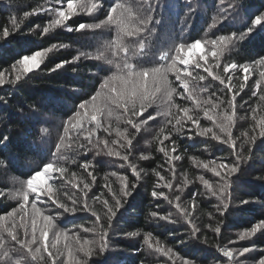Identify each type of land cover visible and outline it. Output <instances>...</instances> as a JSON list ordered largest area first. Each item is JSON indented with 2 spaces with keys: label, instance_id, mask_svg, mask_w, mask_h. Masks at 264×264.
Wrapping results in <instances>:
<instances>
[{
  "label": "trees",
  "instance_id": "obj_1",
  "mask_svg": "<svg viewBox=\"0 0 264 264\" xmlns=\"http://www.w3.org/2000/svg\"><path fill=\"white\" fill-rule=\"evenodd\" d=\"M69 2L74 9L67 8ZM116 4L124 9L109 21L110 6ZM122 16L132 19L122 25ZM259 16H264V0H0V138H7L0 139L4 249H20L4 229L23 240L21 225L30 224L33 215L31 197L21 212L17 194L32 170L52 162L66 170L49 181L54 198L69 208V197L75 198L77 211L65 212L47 197L37 206L53 217L52 233L67 232L72 244L94 242L88 264L260 261L264 229L240 239L264 224V65L257 62L264 58V20L254 24ZM222 35L229 39L220 41ZM197 41L201 52L184 65L178 56L186 59ZM181 44L186 47L178 51ZM37 52L39 65L26 71L19 61ZM243 65L247 72L238 70ZM178 69H187L179 72L183 82ZM97 93L100 111L91 121L93 104L79 105ZM225 114L233 116L234 147L221 142L228 137L217 123ZM86 129H95L92 143L84 139ZM234 153H240V164L231 173ZM114 197L122 201L118 209ZM85 200L89 211L83 210ZM105 200L116 210L114 217ZM101 227L108 233L103 251ZM9 256L0 257V264H51L48 258L32 260L26 249Z\"/></svg>",
  "mask_w": 264,
  "mask_h": 264
},
{
  "label": "snow or ice",
  "instance_id": "obj_2",
  "mask_svg": "<svg viewBox=\"0 0 264 264\" xmlns=\"http://www.w3.org/2000/svg\"><path fill=\"white\" fill-rule=\"evenodd\" d=\"M146 2V0H145ZM75 5L71 2L67 3V8L69 10L74 9ZM93 8H97L99 7L97 4H93L92 5ZM118 9H124V5L121 4H116L115 6H110L109 9V16L108 19L109 21L113 20L115 18L114 14L117 12ZM59 15L61 17H65V13L63 11H61L59 13ZM132 19V17L130 16H122L119 20V23H121L122 25L125 24L127 22V20ZM264 20V16H259L254 20V24L255 25H260L261 21ZM78 28H84L85 25L80 24L77 26ZM73 29L71 27L68 28V31H72ZM136 31H140V29H137ZM247 32L249 34H251L253 32V28L249 27L247 29ZM7 31H5L4 35H7ZM259 35V33H258ZM229 37L227 36H220L219 40L220 41H225L228 40ZM217 43V40H212V44L215 45ZM138 47L140 49V51L142 52L144 49V44L142 42H140L138 44ZM186 45L185 44H181L179 47L178 51H183L185 49ZM201 47V42L197 41L194 43H191L190 46L188 47V50L191 52L197 48ZM40 55L39 52L36 53L35 56H29V55H25L23 56V58L19 61V63L23 64L25 66V70L26 71H31V68L29 67V63L32 60L36 59V56ZM203 57H201L202 59ZM178 59L180 60L181 63H183L184 65H188L189 64V60L185 59L184 56H178ZM259 64L264 65V58H260L257 61ZM173 63L175 64L176 61L174 60ZM127 66V65H126ZM199 61H197L196 63V67H199ZM232 67L236 68L238 67L237 65L233 64ZM240 71H244L247 72L248 71V65H243V66H239ZM180 71H187V69H178L177 70V79L180 80L181 82H183L185 80V77L180 76L179 72ZM224 71L227 72L228 71V67L225 66ZM146 75V73H145ZM262 75H264V73H262ZM200 79L203 80L204 77L203 76H199V77H193V79ZM221 83H224L223 80H221ZM186 86V85H185ZM206 91V89H204ZM242 90V88H241ZM111 91V89H110ZM100 93H97L96 96H93L91 98L90 102H85V103H81L79 105L80 109H84L86 107V103H92L93 104V113L90 116V120L91 121H96L97 120V115L96 112L100 111V109L98 108V106L95 105V101L97 99V97H99ZM253 95H255V93H253ZM144 97L142 96L141 99H143ZM235 99V97H233V100ZM261 100H264V95H261L260 97ZM115 102V101H114ZM185 112H188V109L185 108L184 109ZM133 114H135V110H133ZM81 115L80 112L76 113V117H79ZM205 116L208 119H212L211 116H208V113L205 112ZM188 120L190 121H194L195 123H199L198 118H194L193 116L189 115L188 116ZM232 121H233V116L232 115H227L225 114L222 119L220 120L219 123H217V127L220 129V131L222 133H225L228 137L227 140H223L221 142L223 143H230L233 145L234 147V141L232 140L231 137V132H230V128L232 126ZM69 124L72 123V121L70 120L68 122ZM177 123H179V121H177ZM135 127V125H133ZM96 127H100V125L97 123ZM42 131H44L45 133L47 132V129H43ZM65 131H67V128L65 129ZM95 129H86L85 130V135H84V139L88 141V143H92L91 139L89 138L93 133H94ZM161 131H163V129H161ZM206 131H211V129H206ZM261 135H264V131L261 132ZM214 138L219 139V137L215 136V134H213ZM0 139H4L6 140L7 138H0ZM167 139V137H166ZM100 141H97V144H99ZM105 146H107L108 141L105 140L102 142ZM174 143V142H173ZM128 144L131 145L132 144V140L129 139L128 140ZM80 147H84V145H80ZM57 151H59V148L57 149ZM161 151H164V149L162 148ZM109 155H112L113 153L111 152V150H109L108 152ZM234 155L237 156V160L235 163L228 165V170L231 173H235L238 171L239 169V164H240V153H234ZM122 159H124L125 161L128 160V156L124 155L122 156ZM177 159H179V157H177ZM4 161L0 160V164H3ZM209 163H214V161H210ZM204 167H208L207 164L204 165ZM213 171H216V169H212ZM66 170L63 167H57L54 163L49 162L46 163L42 166V168H36L34 170L31 171V173L29 174V177L23 187V189L21 190V192H19L17 195L19 196V198L21 199L22 203H21V212L23 211L24 208V203L29 202V198L31 197V204L30 207L33 209V215L31 217V231L29 232V226L27 223L22 224L21 227L24 230V239L21 240L18 238V233L15 231H8L7 229H4V231H7L8 236L11 238V240L16 241L17 244L20 245V249H4V245L3 243H0V257H6L8 259H11L9 256V252L11 251H19L21 249H26L28 254L31 255L32 260L36 261V260H43L44 259V253L48 254V258L51 261V264H56L57 259L59 257V255H62L63 253L60 252V250L57 248V244L60 241L61 237H63V239L65 241L69 240V235L67 232H61L59 230L55 231L53 233V242L50 245L51 249H56V255H53L52 251H50L49 249V244H48V239H49V231L50 229H53L56 227V225L53 222V217L51 215H44L42 212V209L40 207L37 206L38 202H43L42 201V197H47V199L49 201H51V203L56 204V206L58 208H63L65 212H75L77 211V208L75 207L77 201L75 198L73 197H69L70 199H72V203H73V207L69 208L67 206V204L62 203L58 198H54V189L53 186L49 183L50 180L54 179V174L56 172H60L63 173ZM133 173L135 175H138V173L136 172V169L133 167ZM48 174H53V175H48ZM91 175V173H89ZM216 175H221V173L219 171H216ZM47 177V178H46ZM223 179H225V181L227 182V177H222ZM200 180L203 181L206 185L208 184V181L204 180L203 176L200 177ZM168 187H171V185H167ZM75 187V185H74ZM85 189L89 188V185L85 184L84 185ZM90 190V189H89ZM130 194L128 192H125V195ZM215 194V193H213ZM67 195V194H65ZM84 197H87V192H83ZM153 196H157L158 193L156 191H153L152 193ZM95 199H99V197H96ZM115 199V197H114ZM104 206L108 209V212L111 214V217H114L116 215V210L121 207L122 205V201L119 199H115V209L113 207H110L108 204V201L105 200L104 202ZM242 203H247V201H243ZM225 207H227V205H225ZM84 211H89L91 209H89V206L87 204V201L85 200L84 202ZM16 210H13V212H15ZM93 211V214L95 215V211ZM4 215H11L10 213H6ZM155 215V214H153ZM37 217H39V221L37 220ZM3 219V216H0V220ZM99 217L97 216V223L99 222ZM258 229H264V224H258L256 225L252 230L251 233H246L244 235H242L240 237L241 240L248 238L250 235H254L256 233V231ZM96 229H88L85 228L84 231H95ZM198 231V229H196L195 227H193V235H195V233ZM215 232L219 233L220 232V228L216 227L214 229ZM100 232H101V236H100V250L103 251L104 247L106 246L105 244V238L108 236V233L105 232L103 230V228H100ZM4 237L3 235H0V240H3ZM76 243H79V237H77ZM94 242L85 240L83 241V244L80 245V247L77 249V251L81 252L83 254L84 257H90L93 254V247L89 246V247H85L86 245H93ZM35 245V247H33ZM65 248H68V244H65ZM245 251H247V249H245ZM243 254V253H241ZM69 255L71 256V252H69ZM225 255H229V252L227 250H225ZM47 264V262H46ZM72 264H87V260H74L72 262ZM259 264H264V259L260 260Z\"/></svg>",
  "mask_w": 264,
  "mask_h": 264
},
{
  "label": "rangeland",
  "instance_id": "obj_3",
  "mask_svg": "<svg viewBox=\"0 0 264 264\" xmlns=\"http://www.w3.org/2000/svg\"><path fill=\"white\" fill-rule=\"evenodd\" d=\"M199 50H200V48H197V49H195V50H193V51H191V52L189 51V52L187 53L186 59H188L189 62H190V61L192 60V58H193V55H195ZM38 60H39V55L36 56V59H35V60L30 61V63H29V67L32 69V68L36 67L37 65H39V64H38V62H39ZM99 98H100V97H99ZM38 221H39V219H38ZM28 226H29V232H30V231H31V228H30L31 223H30V224L28 223ZM51 230H53V229H50L49 234H51L52 237L49 238V240H48V244H49V249H50V251H52L53 255H56L57 250H56V249H51V248H50V245H51V243L53 242V239H54V237H53V233L51 232ZM244 240H245V239H244ZM72 241H73V239H70V238H69L68 241H65V240L63 239V237H61L60 241H59L58 244H57V248H58V249L60 250V252H62L63 254H62V255H59L56 264H61L62 262H64L65 264H72V262H73L74 260H80V261H83V260H85V259L87 260V264H88V261H89V258H90V257H84L83 254H82L81 252L77 251V249L80 247V245H79V244H72ZM65 244H68V248H67V249L65 248ZM89 246L93 247V245H86L85 247H89ZM69 252H71V256L69 255ZM236 257H239V256H236ZM46 258H48V255H47V253H44V260H45ZM48 259H49V258H48ZM262 259H264V252L261 253V254L258 256V260H262ZM259 262H260V261L255 262V264H259ZM50 263H51V262H50ZM44 264H46V262H45ZM47 264H49V263H47ZM239 264H240V263H239Z\"/></svg>",
  "mask_w": 264,
  "mask_h": 264
}]
</instances>
